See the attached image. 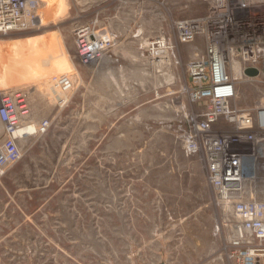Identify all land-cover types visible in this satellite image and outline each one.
<instances>
[{
    "label": "rangeland",
    "instance_id": "obj_1",
    "mask_svg": "<svg viewBox=\"0 0 264 264\" xmlns=\"http://www.w3.org/2000/svg\"><path fill=\"white\" fill-rule=\"evenodd\" d=\"M38 1L45 19L38 29L0 35V93L13 95L23 126L35 128L21 134V159L0 179V264H239L202 158L180 143L187 129L180 110L194 106L179 90L205 41L170 52L164 67L145 51V40L166 29L165 14L188 18L203 7ZM96 10L116 46L85 67L71 30ZM233 72L242 76L238 64ZM61 75L73 83L61 93L66 100L52 82ZM263 82H239L237 105L264 102ZM44 120L50 126L40 133Z\"/></svg>",
    "mask_w": 264,
    "mask_h": 264
},
{
    "label": "built area",
    "instance_id": "obj_2",
    "mask_svg": "<svg viewBox=\"0 0 264 264\" xmlns=\"http://www.w3.org/2000/svg\"><path fill=\"white\" fill-rule=\"evenodd\" d=\"M137 1L155 8L170 0ZM185 1L179 5L180 12H194L199 4L202 14L180 19L165 14L161 20L166 29L159 28L145 40V51L152 65L170 66V52L204 39V54L188 62L187 81L179 90L194 106L180 110L187 124L180 143L188 155L202 158L206 181L227 227V245L239 251L238 263L255 264L256 259L264 263V104L259 100L252 108L237 105V84L264 77V0ZM38 11V0H0V35L38 29ZM101 14L96 10L89 23L76 22L71 30L77 60L85 67L102 60L116 46L115 37L100 22ZM233 62L240 67L242 79L234 76ZM249 69L258 75L247 77ZM52 82L63 93L73 88L66 75ZM18 105L13 95L0 93V179L21 159ZM49 126L48 120L42 121L38 132L44 133Z\"/></svg>",
    "mask_w": 264,
    "mask_h": 264
},
{
    "label": "bare ground",
    "instance_id": "obj_3",
    "mask_svg": "<svg viewBox=\"0 0 264 264\" xmlns=\"http://www.w3.org/2000/svg\"><path fill=\"white\" fill-rule=\"evenodd\" d=\"M53 0H48V4H49V6L51 7V2H52ZM56 1V0H55ZM50 7H48V8H50ZM52 9V8H51ZM53 9H54V7H53ZM168 15H170V14H168ZM163 18V17H162ZM52 19V18H51ZM45 19H44V17L42 18V20H41V18H40V24H42L43 23V21H44ZM27 44V43H26ZM49 44V43H48ZM47 43H45V45H46V47L48 46L49 47V45H48ZM21 45H22V43H21ZM24 50V49H23ZM22 51V50H21ZM20 52V51H19ZM19 52H17V53H19ZM34 52V51H33ZM36 52V51H35ZM33 54V53H32ZM94 63H96V62H92V63H90L89 65H87V66H90V65H93ZM232 65H233V71L236 69V65H237V63H235V62H233L232 63ZM158 66H159V64H158ZM240 68V67H239ZM26 75V74H25ZM2 76V75H1ZM243 77L241 76L240 77V79H242ZM71 80V79H70ZM2 81V80H1ZM4 82H6V81H4ZM4 82H3V84H4ZM71 85H72V87H73V83H72V81H71ZM6 87V86H5ZM61 93H63V92H60V96H61ZM16 96V95H15ZM62 99H64L65 98V100H66V96H65V94H63L62 96ZM65 100H63V101H65ZM262 104H264V102H261ZM35 130V128L33 127V126H27V125H25V126H23V123H22V126H21V128H20V130H19V132H18V137L20 138V136H22L21 134L22 133H24V132H31V131H34ZM38 131V130H37ZM36 133V132H35ZM30 136H31V134H30ZM23 138V137H22ZM22 142V141H21Z\"/></svg>",
    "mask_w": 264,
    "mask_h": 264
},
{
    "label": "water",
    "instance_id": "obj_4",
    "mask_svg": "<svg viewBox=\"0 0 264 264\" xmlns=\"http://www.w3.org/2000/svg\"><path fill=\"white\" fill-rule=\"evenodd\" d=\"M245 75L250 78H254L258 75V72L256 70H247L245 71Z\"/></svg>",
    "mask_w": 264,
    "mask_h": 264
},
{
    "label": "crops",
    "instance_id": "obj_5",
    "mask_svg": "<svg viewBox=\"0 0 264 264\" xmlns=\"http://www.w3.org/2000/svg\"><path fill=\"white\" fill-rule=\"evenodd\" d=\"M204 54V53H203ZM255 264H264L261 260L256 259Z\"/></svg>",
    "mask_w": 264,
    "mask_h": 264
}]
</instances>
